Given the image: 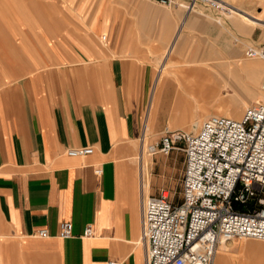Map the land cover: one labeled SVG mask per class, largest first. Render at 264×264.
Listing matches in <instances>:
<instances>
[{
    "label": "crops",
    "instance_id": "obj_1",
    "mask_svg": "<svg viewBox=\"0 0 264 264\" xmlns=\"http://www.w3.org/2000/svg\"><path fill=\"white\" fill-rule=\"evenodd\" d=\"M146 7L0 0V264H144L140 199L166 190V169L151 157L145 195L131 145L148 113L152 55L176 23ZM164 100L163 90L151 117L179 115ZM78 146L92 152L64 153ZM61 222L70 238L58 236Z\"/></svg>",
    "mask_w": 264,
    "mask_h": 264
},
{
    "label": "built area",
    "instance_id": "obj_2",
    "mask_svg": "<svg viewBox=\"0 0 264 264\" xmlns=\"http://www.w3.org/2000/svg\"><path fill=\"white\" fill-rule=\"evenodd\" d=\"M185 1L224 9L223 0ZM243 55L264 60V43L246 46ZM149 150L165 156L179 150L183 165L178 201L166 190L141 195L138 241L145 245L144 264H212L220 241H264V102L247 106L237 119L210 115L190 130L164 128ZM91 152L90 146L64 150L68 156ZM91 233L85 225L81 236ZM32 234L47 236L45 229ZM58 236H72L69 222L59 224Z\"/></svg>",
    "mask_w": 264,
    "mask_h": 264
},
{
    "label": "rangeland",
    "instance_id": "obj_3",
    "mask_svg": "<svg viewBox=\"0 0 264 264\" xmlns=\"http://www.w3.org/2000/svg\"><path fill=\"white\" fill-rule=\"evenodd\" d=\"M147 4L146 11L152 13H165L174 15L176 14V23L173 28V33L170 39L166 42L163 48L157 54H153L150 62V76H155L157 70L162 67L158 60L161 59L165 48L171 41L173 35L175 34L178 26L182 20L186 17L187 9L192 7V5L187 3L185 0H173V5L170 7H164L158 5L157 3L142 0ZM224 9L221 11H212L208 8L200 5L194 4L193 11L187 15L185 26L183 32L178 39V42L173 49L175 51H180L181 54L186 55L188 53H194L200 57L207 50L212 52H219L225 57V60H219L222 63H226L227 68L225 70V80L233 86H238V94L241 98L245 96H252L253 101H250L249 105L256 103V98L264 96V80L262 78L253 77L248 74L245 70L240 69L239 66L242 63L250 62L249 59L245 58L243 55V50L246 46L255 45L249 40L245 35H249L251 32L253 36L260 35L259 41L264 40V12L259 5V2L263 0H223ZM243 2V3H240ZM190 5V6H189ZM246 12L251 19V16L259 19L257 24L253 29L247 27L239 21L236 14H241L240 12ZM260 12V13H259ZM258 17V18H257ZM188 20V21H187ZM224 22L229 26H235L230 30H225L220 26V22ZM201 53V54H200ZM162 54V55H161ZM225 54V55H224ZM160 57V58H159ZM174 62L179 59L175 55L170 57ZM206 59V58H205ZM210 59H208L209 61ZM207 61V60H206ZM205 61V62H206ZM264 63V60H260ZM192 64L187 69H191ZM229 72V73H228ZM228 73V74H227ZM230 78V79H229ZM151 81L149 80V89L151 87ZM149 94V90H148ZM229 95L235 96L234 93H229ZM260 95V96H259ZM148 98V96H147ZM247 105V106H249ZM247 106L242 104L238 106L237 111L230 112L231 118H239L243 109ZM189 106L184 104L182 112H187ZM146 109V108H145ZM204 118L206 119L210 115H215V110L209 105H203L202 107ZM156 114V113H155ZM226 112L224 113V115ZM223 115V114H221ZM145 118V112L142 117V130L143 122ZM179 115L173 113L172 111H167L161 107L159 110V116L156 115L151 118L149 122L151 127V135H148V141L146 146H151L156 142L160 133L164 128L168 129H183L189 130V119H185L182 122L178 121ZM142 130L140 136L134 141V146L132 147L131 158L135 164V168H138L136 159L141 154L142 151ZM149 142V143H148ZM146 148H144V153H146ZM137 156V157H136ZM151 157L158 159L161 165H164L166 169V191L173 196L174 201H178L180 196V177L182 173L183 165V154L179 150H174L168 155L153 154ZM149 164V166H150ZM149 169V168H148ZM246 241V242H245ZM243 243H247V246H242ZM249 244V245H248ZM225 247V248H224ZM215 256V255H214ZM214 260V258H213ZM264 264V241L260 240H234L225 244V246L218 249L214 264Z\"/></svg>",
    "mask_w": 264,
    "mask_h": 264
},
{
    "label": "bare ground",
    "instance_id": "obj_4",
    "mask_svg": "<svg viewBox=\"0 0 264 264\" xmlns=\"http://www.w3.org/2000/svg\"><path fill=\"white\" fill-rule=\"evenodd\" d=\"M193 5L187 9L186 17L182 20L178 29L176 30L172 42L167 45L163 55L161 54L162 57L158 61L162 67L157 70V73L155 74L152 81L150 100L149 104L147 105L148 113H145L147 114L145 118L146 122L145 125H143V133L141 135L142 151L136 159L139 170V186H142L145 189L144 194L146 193V187L148 186V168L150 164L149 157L151 156L149 146H146V142L149 140L148 135H151V132L153 131H151L149 122L152 118V111L156 109L159 104L160 94L163 90L165 106L178 110L179 116L180 114L183 116V113L189 116V130L195 125H199L201 121H203L202 118H204V113L202 107L204 104L212 107L216 112L215 115H224L226 112L224 116L232 117L230 112L237 111L239 104L247 106L250 104V101H253L252 96H245L241 98L238 94V86H233L225 80V70L227 68L231 69V67L227 66L226 63L219 61L220 59L225 60V57L219 52L210 53L207 50V52L203 53L200 57L191 52L186 55L181 54L180 51H175L173 53V49L175 48L178 39L183 32L187 15L194 12ZM259 5L262 10L260 12H264V0L259 2ZM240 13L241 14H236V16L241 23L251 29H253L255 25H258V22L256 21H259V19H256L252 16L251 19L248 18L247 16L250 17V15H248L246 12L241 11ZM220 26L223 29L230 31H232L231 29L235 27L234 25L229 26L224 22H220ZM172 54L175 55L179 60L174 62L173 59L170 58ZM208 59L210 60L208 61ZM249 60L250 62L240 64L239 68L245 70L253 77L262 78L264 80V63L260 61L262 59L252 58ZM190 64H192L193 67L191 69H187ZM230 92L234 93L235 96L229 95ZM255 100L256 103L264 102V96L258 97ZM184 104L189 106L187 112H182ZM178 121L182 122L183 119L179 117ZM144 148H146L147 154L144 153ZM238 240L244 241L251 239ZM233 241L234 240L219 242L212 264H214L218 249ZM245 245L247 246V243H243L242 246Z\"/></svg>",
    "mask_w": 264,
    "mask_h": 264
}]
</instances>
